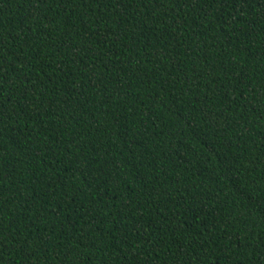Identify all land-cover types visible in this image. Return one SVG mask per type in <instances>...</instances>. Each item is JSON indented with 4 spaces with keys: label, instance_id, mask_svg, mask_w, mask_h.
<instances>
[{
    "label": "trees",
    "instance_id": "obj_1",
    "mask_svg": "<svg viewBox=\"0 0 264 264\" xmlns=\"http://www.w3.org/2000/svg\"><path fill=\"white\" fill-rule=\"evenodd\" d=\"M0 264H264V0H0Z\"/></svg>",
    "mask_w": 264,
    "mask_h": 264
}]
</instances>
